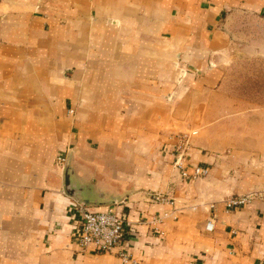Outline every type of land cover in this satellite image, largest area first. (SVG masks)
Segmentation results:
<instances>
[{
	"label": "crops",
	"instance_id": "crops-1",
	"mask_svg": "<svg viewBox=\"0 0 264 264\" xmlns=\"http://www.w3.org/2000/svg\"><path fill=\"white\" fill-rule=\"evenodd\" d=\"M248 38L264 42V0H0V264H121L80 246L64 178L74 146L110 153L95 181L123 199L88 208L124 218L140 264H264V196L225 204L232 179L242 191L264 177L229 178L195 136L185 167L209 174L174 165L194 129L183 102L218 88Z\"/></svg>",
	"mask_w": 264,
	"mask_h": 264
},
{
	"label": "rangeland",
	"instance_id": "rangeland-1",
	"mask_svg": "<svg viewBox=\"0 0 264 264\" xmlns=\"http://www.w3.org/2000/svg\"><path fill=\"white\" fill-rule=\"evenodd\" d=\"M253 45L251 47L250 39L246 41L248 47L236 54V61L230 63L226 78L218 88L201 93L195 91L191 100L182 104L186 129L198 130L195 137L210 151L222 156L220 160L227 164L231 179L235 174L245 175L246 178L251 173L257 180L264 177V46H261L264 42L258 40ZM183 76L181 74L180 79ZM71 153L75 154L78 162L91 160L93 170L85 164L83 166L86 171L92 172L94 183H97L98 174L104 175L102 171L105 173L113 164L108 160L110 153L107 155L98 149L74 146L64 159L66 167ZM238 162L243 163L240 165ZM232 180L225 192L226 200L231 196L246 195L250 203L264 196L263 185L257 183L241 191L235 188V181Z\"/></svg>",
	"mask_w": 264,
	"mask_h": 264
},
{
	"label": "built area",
	"instance_id": "built-area-1",
	"mask_svg": "<svg viewBox=\"0 0 264 264\" xmlns=\"http://www.w3.org/2000/svg\"><path fill=\"white\" fill-rule=\"evenodd\" d=\"M197 133V130H193L191 133L180 136L174 162V165L181 170L182 177L194 180L206 177L209 174V169L205 167L196 166L191 171L185 167L184 155L190 146L191 137L197 135ZM152 198L158 202L172 203L170 198L162 194H153ZM249 201V196L238 195L228 198L225 204L227 209L230 210L245 205ZM78 210L82 218L80 236V246L82 248L85 249L92 245L100 252L114 253L120 259L121 264H140L123 245L122 231L125 220L120 214L113 210H91L80 203ZM167 216L168 213H165L163 216L154 219V222H159ZM212 226L209 223V227Z\"/></svg>",
	"mask_w": 264,
	"mask_h": 264
},
{
	"label": "water",
	"instance_id": "water-1",
	"mask_svg": "<svg viewBox=\"0 0 264 264\" xmlns=\"http://www.w3.org/2000/svg\"><path fill=\"white\" fill-rule=\"evenodd\" d=\"M93 174L84 169L75 154L70 159L65 171V190L78 203L85 206H101L119 203L123 196L103 185L101 181L92 182Z\"/></svg>",
	"mask_w": 264,
	"mask_h": 264
}]
</instances>
